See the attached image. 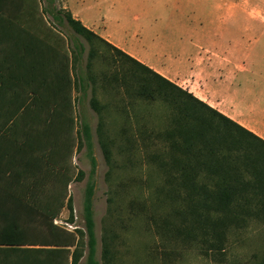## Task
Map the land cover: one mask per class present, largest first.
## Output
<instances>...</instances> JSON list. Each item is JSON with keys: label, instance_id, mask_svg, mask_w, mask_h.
<instances>
[{"label": "rangeland", "instance_id": "1", "mask_svg": "<svg viewBox=\"0 0 264 264\" xmlns=\"http://www.w3.org/2000/svg\"><path fill=\"white\" fill-rule=\"evenodd\" d=\"M143 1L149 3L157 42L146 51L160 60L159 74L210 105L212 85L217 77H226L227 65L242 68L233 50L237 55L242 49L243 22L264 18V0ZM39 2L44 9L46 0ZM57 2L68 11L65 0ZM43 14L67 39L72 56L78 175L56 220L76 236L72 264L88 263V204L97 264H264V193L250 174L239 169L226 180L221 171L191 161L192 173L183 166L180 147L171 148L167 137L182 117L178 102L171 103L161 91L153 98L140 94L144 85L154 93L157 79L96 41L88 62L89 44L79 37L85 47L81 63L70 42L75 35L71 27ZM84 120L90 125V147L79 133ZM171 150L177 159L173 164ZM253 151L243 147V152ZM224 185L234 189L227 210L209 217L195 212ZM225 214L235 216L242 227L218 231L205 222Z\"/></svg>", "mask_w": 264, "mask_h": 264}, {"label": "trees", "instance_id": "2", "mask_svg": "<svg viewBox=\"0 0 264 264\" xmlns=\"http://www.w3.org/2000/svg\"><path fill=\"white\" fill-rule=\"evenodd\" d=\"M39 1L0 0V264L73 262L76 236L56 223L78 175L72 161L78 141L72 56L67 39L45 19L44 11L57 25L66 22L74 31L70 42L80 62L85 47L79 37L89 44L88 62L96 52L94 42L104 44L157 79L159 88L152 93L144 85L141 95L153 98L161 91L171 103L178 102L182 117L167 137L171 148L180 147L183 166L193 173L189 162L194 161L221 171L226 180L242 169L264 193L263 139L86 28L59 8L57 0H46L44 9ZM91 105L95 108L96 101ZM79 133L90 147L87 120ZM244 146L253 153L243 152ZM170 154L173 164L177 159L172 150ZM215 193L210 204L195 212L209 217L227 210L234 189L224 185ZM86 212L87 264H97L89 204ZM205 222L218 231L242 227L228 214Z\"/></svg>", "mask_w": 264, "mask_h": 264}, {"label": "crops", "instance_id": "3", "mask_svg": "<svg viewBox=\"0 0 264 264\" xmlns=\"http://www.w3.org/2000/svg\"><path fill=\"white\" fill-rule=\"evenodd\" d=\"M148 6L143 0H65L64 8L86 28L159 73L160 60L146 51L157 43ZM232 19L234 25V14ZM242 25V49L237 55L233 50L242 68L227 65L226 77H217L212 85L210 106L264 140V18ZM229 39L235 44V35ZM72 161L75 164L74 157Z\"/></svg>", "mask_w": 264, "mask_h": 264}]
</instances>
